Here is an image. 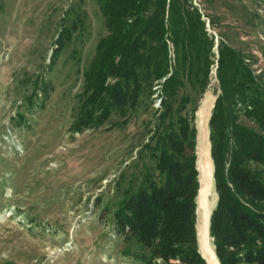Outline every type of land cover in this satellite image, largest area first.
Wrapping results in <instances>:
<instances>
[{
  "label": "trees",
  "instance_id": "obj_1",
  "mask_svg": "<svg viewBox=\"0 0 264 264\" xmlns=\"http://www.w3.org/2000/svg\"><path fill=\"white\" fill-rule=\"evenodd\" d=\"M96 3L106 32L82 70L70 126L96 127L111 116L123 125L145 114L147 135L131 163L146 161L111 210L115 230L133 246L136 264H205L195 229L194 118L214 62V36L191 0ZM76 18L57 33L58 46L70 39ZM215 47L218 92L207 124L216 200L208 233L219 264H264V81L222 37ZM36 85L46 92L47 83ZM239 114L254 125L238 121Z\"/></svg>",
  "mask_w": 264,
  "mask_h": 264
},
{
  "label": "rangeland",
  "instance_id": "obj_2",
  "mask_svg": "<svg viewBox=\"0 0 264 264\" xmlns=\"http://www.w3.org/2000/svg\"><path fill=\"white\" fill-rule=\"evenodd\" d=\"M191 1L214 36V62L194 118L202 255L198 217L209 216L216 200L207 124L218 92L215 43L220 36L239 49L264 81V0ZM75 12L76 28L58 46L55 37ZM105 32L96 0H0V264H136L133 246L110 216L146 161L131 163L147 135L146 116L123 125H113L120 117L111 116L96 127L70 126L82 70ZM36 81L47 83L45 93ZM237 119L254 125L242 114ZM208 239L213 246L209 233Z\"/></svg>",
  "mask_w": 264,
  "mask_h": 264
},
{
  "label": "bare ground",
  "instance_id": "obj_3",
  "mask_svg": "<svg viewBox=\"0 0 264 264\" xmlns=\"http://www.w3.org/2000/svg\"><path fill=\"white\" fill-rule=\"evenodd\" d=\"M208 223V215H199L198 240L200 245V252L203 258L206 260L207 264H219L213 246L208 239Z\"/></svg>",
  "mask_w": 264,
  "mask_h": 264
},
{
  "label": "water",
  "instance_id": "obj_4",
  "mask_svg": "<svg viewBox=\"0 0 264 264\" xmlns=\"http://www.w3.org/2000/svg\"><path fill=\"white\" fill-rule=\"evenodd\" d=\"M215 45H216V43H215ZM211 211V210H210ZM210 213V212H209ZM208 218H209V216H208ZM202 256V255H201Z\"/></svg>",
  "mask_w": 264,
  "mask_h": 264
}]
</instances>
